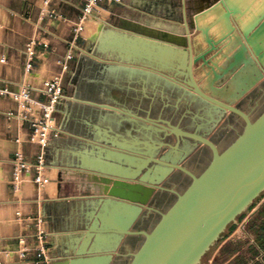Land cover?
Wrapping results in <instances>:
<instances>
[{"label": "crops", "instance_id": "0c3cea01", "mask_svg": "<svg viewBox=\"0 0 264 264\" xmlns=\"http://www.w3.org/2000/svg\"><path fill=\"white\" fill-rule=\"evenodd\" d=\"M15 1L14 6L2 4L9 18L0 30V58L3 57L0 59V87L8 86L10 89H17L23 82L36 86L57 71L56 60L65 51L63 39L70 35L69 25L81 6L80 0H52L49 7L61 10L67 18V21H63L50 20L40 14V9L45 7L43 0ZM215 2L122 0L121 4H103L105 8L100 10L99 15L91 16L86 21L93 30L85 34V24L83 38L79 41L81 49L64 74L65 97L55 109L58 132L51 137L46 148L45 186L36 188L29 178V183L22 184L19 194H15L16 198H2L3 202L8 203L13 218L10 219L13 232L5 235L0 231V264H32L29 261L32 259L30 252L26 256L27 260L19 257V251L24 246L32 249L34 245L32 222L29 219H15L17 211L29 218L35 215L44 218L48 232L46 244L53 264L106 253L112 255L110 264H126L129 261L140 243L133 250L127 247L126 242L140 236L123 235L115 243L116 233L107 232L102 235V244H98L93 242L94 235H88L94 222L98 227L103 223L98 213L103 215L105 221L111 219L115 225L120 224L125 216L121 204L123 200L102 193L100 189L103 185L94 180L104 175L97 170L95 163L109 164L113 169L122 170L125 165L119 157L121 153L139 156L140 122L146 121L147 116H161L178 123L182 128L194 130L199 127L200 131L203 130L201 127L209 116L202 111L200 102L193 103L194 100L187 94L178 97L177 93H173L167 76H171L173 68L179 66L178 60H172L171 44L155 36L165 33L166 39L173 36L185 38L186 42L185 24L206 26L209 37L216 42L217 38L226 37L216 43V48L230 54L231 49L230 52L225 49L227 42H232L233 34H240L239 29L263 11L264 0H229L227 5L232 8V13L228 19L224 16L225 8ZM229 24L234 26L231 34ZM3 27L12 31L9 33L11 39L8 37L3 40ZM41 27L47 32L43 33ZM189 30V39H193L195 52H200L203 46L195 38L200 30ZM35 32H38L42 41L49 43V50L36 60L30 74H24L25 42ZM14 38L17 39L16 43ZM155 44L161 47L156 48ZM37 48L41 50L42 46ZM211 54L207 57H211ZM210 66L214 68L212 64ZM194 69L195 75L198 70L201 73L204 70L200 62L194 65ZM81 71L89 74L77 80ZM177 90L181 91L179 88ZM15 108L14 101L0 96L2 185L9 184L11 157L17 148L13 141L16 129L7 130L5 113ZM19 132L22 135L26 131L23 129ZM210 134L207 133V136L212 138ZM151 136L154 138L155 135ZM171 137L170 142L174 143L175 138ZM183 144L193 147L191 152L204 147L192 140H184ZM21 147L29 159L37 150L35 145L29 143H23ZM77 176L90 180L85 181ZM111 177L117 178L114 174ZM30 183L33 186L31 193L27 191ZM94 184L100 187L99 190L92 189ZM139 218L134 221L132 228L149 230L152 227L137 226ZM241 233L245 234V238L239 236ZM20 236L25 240L24 245L18 244ZM203 264H264V194L248 214L239 232L235 231L223 238Z\"/></svg>", "mask_w": 264, "mask_h": 264}, {"label": "water", "instance_id": "95a60500", "mask_svg": "<svg viewBox=\"0 0 264 264\" xmlns=\"http://www.w3.org/2000/svg\"><path fill=\"white\" fill-rule=\"evenodd\" d=\"M215 3L225 8L224 16L228 19L232 13V8L227 5L229 0H216ZM229 27L232 28L231 34L234 26L229 24ZM190 28L200 30L208 44L207 50L195 57H192L189 41ZM185 30V44L173 36L166 39L165 33L155 38L169 42L172 60H178L179 66L173 68L171 76L178 78L183 85L169 80L173 93L178 97L187 94L193 103L200 102L202 111L209 116L201 127L203 130L200 131L199 127L189 130L161 116H147L146 121L140 122L139 156L121 153L119 157L125 165L122 170L113 169L109 164L95 163L97 170L104 175L94 180L103 185L102 193L123 200L125 216L120 224L115 225L111 219L105 221L98 213L103 223L98 227L94 222L88 235H94L93 242L98 244H102V235L107 232L116 233L115 243L123 235L141 236L142 241L126 264H199L202 255L225 227L264 190V110L252 118L238 105L240 99L264 81V9L252 22L239 29L240 34H233V41L225 46L228 52L231 49L230 54L216 48V43L226 37L221 36L216 42L209 37L206 26L185 24ZM154 46L161 47L159 44ZM211 53H216L215 57L219 54L223 63L217 69L212 68L211 74L203 81L206 86L201 88L194 78L192 66L200 60L208 64L206 57ZM176 88L181 91H176ZM224 113L238 117L243 129L225 148L220 149L207 133ZM171 135L175 138L174 143L168 140ZM184 140H192L210 151V159L199 173L183 163L193 150V147L182 145ZM124 148H127L126 144ZM160 149H165V152L157 155ZM157 167L163 171L156 173ZM173 170L189 178L181 192L159 184ZM113 174L117 178H112ZM158 189L174 193V201L165 211L158 212L159 218L149 230L132 228L144 208L157 211L149 203ZM111 258L112 255L106 253L71 258L59 264H110Z\"/></svg>", "mask_w": 264, "mask_h": 264}, {"label": "built area", "instance_id": "2783aa9c", "mask_svg": "<svg viewBox=\"0 0 264 264\" xmlns=\"http://www.w3.org/2000/svg\"><path fill=\"white\" fill-rule=\"evenodd\" d=\"M51 1L43 0L45 7L40 9V14L50 20L67 21L61 10L49 7ZM80 2L79 11L69 25L70 35L63 39L65 51L56 60L57 71L42 79L36 86L23 82L17 89H10L8 86L0 87V96H5L16 103L15 109L5 113L7 130L11 131L13 127L16 129L13 141L17 148L11 157L12 176L10 181L14 190H17L18 184L25 176H29L30 180L37 186H42L46 180L44 175L47 167L46 148L51 137L58 132L55 118L56 105L65 97L63 92L64 74L75 54L81 49L79 40L83 38L86 21L91 16H98L100 10L105 8L103 4H121L122 0H80ZM41 28L39 30L43 29V33L47 32ZM38 46H42L41 50L37 48ZM48 50L49 43L42 41L38 32L31 35L25 43L23 73L30 74L34 70L36 60L47 54ZM23 129L26 132L20 135L19 130L23 131ZM23 143L33 144L37 147L31 159L27 158L23 152L21 147ZM16 215L20 217V212L17 211ZM33 220L34 245L32 249L24 246L19 251V257L27 260L26 256L30 252L32 259L29 261L32 264H53L46 244L48 232L45 228L44 218L35 215ZM24 241L22 236L18 238V244L24 245Z\"/></svg>", "mask_w": 264, "mask_h": 264}, {"label": "rangeland", "instance_id": "374dc122", "mask_svg": "<svg viewBox=\"0 0 264 264\" xmlns=\"http://www.w3.org/2000/svg\"><path fill=\"white\" fill-rule=\"evenodd\" d=\"M2 4H9L11 6H14L16 4V1L15 0H0V30L3 26V24L6 22V19L9 18L8 13L7 12L5 13V11H3ZM10 27H12V26H10ZM11 32L12 31H9V29L3 27V31H2L3 40H5L8 37H9V39H11L12 37H10L11 35L9 34ZM204 37L205 36L201 32L199 35H197L195 37L198 40V42L203 46V50H201V51L207 50V48H208V44H207L206 40H204ZM191 38H192V36H191ZM16 40L17 39L14 38V43L17 42ZM176 40H178L179 42H182V43H183V41L185 42V38H184V40L181 38H176ZM191 43H192V47H193V56L200 53L201 51L195 52V44L193 42V39H192ZM83 44H84V42L82 43V45ZM205 45H206V47H205ZM222 45L223 44L221 43V46ZM24 48H25V46H24ZM218 51L222 52V49L219 48ZM216 53H214V54L212 53L211 57L210 56L206 57L207 61H209V64L210 65L212 64L214 66V69H217L216 68L217 66H221L220 61L223 60L221 57H219V54H217V56L215 57ZM2 58H0V59H2ZM198 62H200L202 68L204 69L203 73H201L198 70V72L195 75V69H194L195 64L193 65V73H194V77L197 80V82L202 86L204 84L203 81L207 77L208 72L210 71V69H212V67L210 65L207 66L201 60ZM87 74H89V72L81 71V72H79V75L76 79L77 80L81 79L80 77L83 78ZM167 79L173 80L176 84L183 85L182 83H180L181 81L178 80V78H174L172 76H167ZM238 105L244 111L249 113V115L252 118L257 117L264 110V81L261 82L260 84H258L250 93H248L244 98H242L239 101ZM242 129H243V123L238 117H236L235 115H232L230 113H224L220 117V120L211 128V130L208 133H211L210 136L215 141L216 145L220 149H223L237 136L238 133L241 132ZM171 136L168 137L169 141H172ZM152 144H154V143H152ZM197 151L198 152L194 151V152L189 153L186 156V158L183 160V163L186 164V166L189 169H191L192 171H194L195 173H199L205 167V165L207 164V162L210 159V152L207 151L206 149H204V147L203 148L200 147ZM164 152H165V149H160L157 152V155H161ZM155 170H156V173H160L163 169L157 167ZM11 176H12V168H11ZM78 178L85 180V181L90 180V178L87 179V177H85L86 179H83V177H78ZM28 179H29V177L26 176L20 182V184H18L17 187L22 188V184L29 183ZM2 181H3V178H2L1 170H0V231H1V234L8 235V234H11L13 232L12 231V228H13L12 225L13 224L10 222V219L13 220V218H12V216H10L8 203L3 202L2 198L4 196L5 198L8 197L10 200L12 198H16V197H14L15 194H19V193H17V190H14L13 185L10 182L11 178L9 179L8 185L7 184L2 185ZM30 182H32V181H30ZM50 182H52V181H50ZM188 183H189V178L184 176L182 173H179L176 170H173L166 177H164L163 180H161V182L159 184L161 186L166 187V188H171V189L175 190L176 192H181L185 189V187L187 186ZM32 184H34V183L32 182ZM34 185L36 186V188H41V187L44 188V186H45V185L37 186L36 184H34ZM99 188L100 187L97 186L96 184L92 185L93 190H99ZM19 191H20V189H19ZM27 191L29 193H31L33 191V186L31 185V183H30V186L27 187ZM263 194H264V190H262L240 213H238L236 215V217L234 218V221L230 222L225 227V229L219 234V236L213 242V244L210 246V248L202 255L199 264L204 263L206 258L210 256L212 250L216 247V245L221 240H223V238L227 237V235L234 233L235 231L239 232L242 225H244L248 214L250 213L252 208L256 205V203H258V201L263 196ZM175 197H176L175 194L172 192L158 189L156 191L154 197L152 198L151 202L149 203V205L154 207L157 211L143 209V211L140 215V218L136 223L137 226L146 227L149 229L159 218L158 212L165 211L169 207V205L174 201ZM149 211H150V213H149ZM33 217L34 216H30V218H29V216H23L21 212H20V217H19L16 215V212H15V219H17V220L19 219L20 221L21 220L23 221L25 219H29L32 222V232L34 231ZM239 236H241V238H245V234H243V233H241ZM141 241H142L141 236L130 238L127 240L126 245L128 248L135 250ZM126 261H127V259H126Z\"/></svg>", "mask_w": 264, "mask_h": 264}, {"label": "bare ground", "instance_id": "6f19581e", "mask_svg": "<svg viewBox=\"0 0 264 264\" xmlns=\"http://www.w3.org/2000/svg\"><path fill=\"white\" fill-rule=\"evenodd\" d=\"M87 25V27H86V30H85V34H89V33H91V30H93L92 29V25H90V24H86ZM189 41H191L190 39H189ZM190 45H191V43H190ZM191 50H192V57H195L196 55H194L193 56V47H192V45H191ZM196 64V63H195ZM194 65V64H193ZM212 67V66H211ZM212 70V69H211ZM192 71H193V66H192ZM211 72L212 71H209L208 72V74H211ZM193 75H194V73H193ZM195 78V77H194ZM196 80V79H195ZM196 82H197V80H196ZM197 84L199 85V87H205L206 86V84H203L202 86L197 82ZM206 89H208V87L206 88ZM206 93H209V92H206ZM163 171V170H162ZM161 171V172H162ZM44 175L46 176V174H45V172H44ZM26 177V176H25ZM25 177H23V179L25 178ZM46 180H47V177H46ZM46 180H44V182H43V184H42V186L44 185V183H45V181ZM19 187H18V189H17V193H18V191H19Z\"/></svg>", "mask_w": 264, "mask_h": 264}, {"label": "flooded vegetation", "instance_id": "af4514ba", "mask_svg": "<svg viewBox=\"0 0 264 264\" xmlns=\"http://www.w3.org/2000/svg\"><path fill=\"white\" fill-rule=\"evenodd\" d=\"M204 149H206L207 151H209L206 147H204ZM203 151V150H202ZM196 152H198V151H196ZM210 152V151H209ZM186 165V164H185ZM177 172H179V173H181L180 171H178V170H176ZM183 174V173H182ZM184 175V174H183ZM184 176H186V175H184ZM187 177V176H186ZM188 178V177H187Z\"/></svg>", "mask_w": 264, "mask_h": 264}]
</instances>
